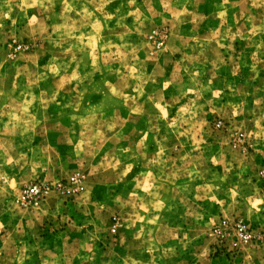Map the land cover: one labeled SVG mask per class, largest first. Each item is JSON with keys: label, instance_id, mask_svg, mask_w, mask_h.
I'll return each instance as SVG.
<instances>
[{"label": "rangeland", "instance_id": "obj_1", "mask_svg": "<svg viewBox=\"0 0 264 264\" xmlns=\"http://www.w3.org/2000/svg\"><path fill=\"white\" fill-rule=\"evenodd\" d=\"M0 264H264V0H0Z\"/></svg>", "mask_w": 264, "mask_h": 264}, {"label": "built area", "instance_id": "obj_2", "mask_svg": "<svg viewBox=\"0 0 264 264\" xmlns=\"http://www.w3.org/2000/svg\"><path fill=\"white\" fill-rule=\"evenodd\" d=\"M68 185L74 187L76 191H80L83 189L79 179L76 176L70 177ZM46 193L47 191H45L43 188H39L36 185L25 187L21 191L18 199L16 200V203L19 206L25 208L34 207L42 201ZM235 226L238 229V240L242 244L248 243L250 235L245 230V227L242 225V222H237Z\"/></svg>", "mask_w": 264, "mask_h": 264}]
</instances>
